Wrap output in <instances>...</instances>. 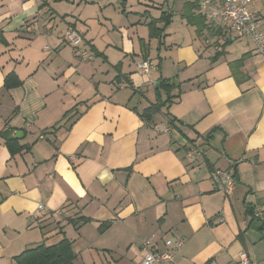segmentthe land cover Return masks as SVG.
Returning a JSON list of instances; mask_svg holds the SVG:
<instances>
[{
    "label": "crops",
    "instance_id": "1",
    "mask_svg": "<svg viewBox=\"0 0 264 264\" xmlns=\"http://www.w3.org/2000/svg\"><path fill=\"white\" fill-rule=\"evenodd\" d=\"M194 3L0 0V132H20L25 147L11 155L0 138V264L62 238L73 264H140L143 240L162 250L168 237L184 242L175 264H232L241 253L264 264V55L246 38L217 44ZM250 8L264 33V0ZM182 15L201 17L203 30ZM69 29L77 48L63 41ZM144 50L151 80L178 86L149 122ZM11 73L21 86L5 90ZM120 75L133 90L116 89ZM76 105L80 115L63 118ZM189 146L201 150L194 162ZM215 170H230L231 193L214 191Z\"/></svg>",
    "mask_w": 264,
    "mask_h": 264
},
{
    "label": "built area",
    "instance_id": "2",
    "mask_svg": "<svg viewBox=\"0 0 264 264\" xmlns=\"http://www.w3.org/2000/svg\"><path fill=\"white\" fill-rule=\"evenodd\" d=\"M203 18L209 26L219 31L217 44H221L225 38L233 37L235 39H249L255 45L258 54L264 55V33L260 29V22L256 14L251 10L253 0H195ZM63 41L73 48L81 45L82 39L74 30H67L63 34ZM208 42V41H207ZM81 60L88 59V53L81 51L79 53ZM137 71L146 78V83L155 87L156 84L151 80L153 65L149 60H143L136 64ZM125 87L122 84L116 86V89L122 90ZM170 128L160 126L156 131L161 134H170ZM201 156V150L196 146H189L185 150L184 158L194 162ZM211 181L214 191L223 194L231 193L236 186L235 180L230 170H215L211 174ZM42 205L37 210L41 211ZM253 216L259 220L263 214L259 209H254ZM164 248L158 250L151 240H143L139 247L142 253L140 264H175V254L180 252L184 246L182 240L168 237L163 242ZM232 264H250L246 254L241 253L236 262Z\"/></svg>",
    "mask_w": 264,
    "mask_h": 264
},
{
    "label": "trees",
    "instance_id": "3",
    "mask_svg": "<svg viewBox=\"0 0 264 264\" xmlns=\"http://www.w3.org/2000/svg\"><path fill=\"white\" fill-rule=\"evenodd\" d=\"M192 5V4H191ZM195 7L197 6V3H194ZM186 15H182V17H185ZM167 18V21H170V16H166L165 14L162 15L161 20L165 21ZM186 19H190L189 24L195 25L198 27V32H201L204 28V22L201 17H192V16H186ZM166 22L165 24H167ZM155 23H150L149 26H151V29L157 32V36L160 34L158 30L154 27ZM153 26V27H152ZM227 44V43H226ZM143 59H147V51H143ZM124 82L125 88L132 89L129 80L123 79V76H118L116 78V84L115 86L122 84ZM21 81L17 78V76L13 73L8 74L4 78L3 82V88L5 90H9L14 87L21 86ZM123 85V84H122ZM178 86H176L174 83L169 82L168 80H160L158 84L154 87V96H155V102L151 103L146 109L142 111L140 114V117L143 121L149 122L151 120V117L157 113H159L163 108L166 106H169L173 103V100L177 98L178 96H173L171 93L177 89ZM164 95V98H163ZM81 104V103H80ZM79 104V105H80ZM84 104V103H83ZM77 105L74 106L72 109L68 110L64 113L63 118H66L69 116V114L73 113V117L79 116L80 113L76 109ZM169 124L173 125V120L169 119ZM10 130L6 129L2 132H0V138L4 140L5 145L7 146L9 152L11 155H15L22 150L25 149V147L17 146L16 140L11 138L10 136ZM254 209L249 208L248 213L252 217L250 226L256 229H262V221L255 218L253 216ZM78 220L82 222H86L89 219L80 217ZM104 228H107L108 225H103ZM17 264H73L75 260V255L72 251V243L70 240L66 238H62L59 242L53 245H45V244H39L30 248H27L22 252L19 256L14 258Z\"/></svg>",
    "mask_w": 264,
    "mask_h": 264
},
{
    "label": "water",
    "instance_id": "4",
    "mask_svg": "<svg viewBox=\"0 0 264 264\" xmlns=\"http://www.w3.org/2000/svg\"><path fill=\"white\" fill-rule=\"evenodd\" d=\"M18 135H20V136H18ZM20 137H22V134H20V132H17V131H16V132L14 133V135H13V138H14V139H18V138H20Z\"/></svg>",
    "mask_w": 264,
    "mask_h": 264
},
{
    "label": "rangeland",
    "instance_id": "5",
    "mask_svg": "<svg viewBox=\"0 0 264 264\" xmlns=\"http://www.w3.org/2000/svg\"><path fill=\"white\" fill-rule=\"evenodd\" d=\"M116 87V86H115ZM153 95H150V99H152Z\"/></svg>",
    "mask_w": 264,
    "mask_h": 264
}]
</instances>
